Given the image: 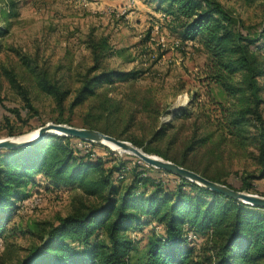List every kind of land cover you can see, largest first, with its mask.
<instances>
[{
    "label": "trees",
    "instance_id": "1",
    "mask_svg": "<svg viewBox=\"0 0 264 264\" xmlns=\"http://www.w3.org/2000/svg\"><path fill=\"white\" fill-rule=\"evenodd\" d=\"M155 1L164 14L178 21L181 40L194 39L204 49L208 59L205 75L221 88L224 101L213 100L217 114L207 117L218 132L206 124L201 132L195 125L178 156L151 146L141 149L232 187L219 173L208 170L209 159L199 166L191 157L199 149L209 158L221 157L226 139L237 149L249 146L255 169L240 171L238 189L251 190V180L264 176V117L260 106L264 84L259 81L264 77V0L261 23L255 30H249L219 0ZM6 31L7 27L0 25V36ZM84 43L90 63L80 73L79 85L68 103L70 110L73 104L95 96L103 83L132 81L139 75L137 68L104 65L113 51L121 53L120 48L112 49L106 35L89 33ZM36 82L62 105L67 89H61L45 74L38 75ZM25 104L30 107L28 99ZM93 105L97 109L84 113L82 125L119 138L120 134L101 120L103 111L118 110L117 100L105 97ZM5 108L19 116L18 108ZM170 113L171 117L192 115L182 107ZM3 120L8 122V117L4 115ZM56 120L67 122L68 117ZM213 134L217 136L215 142ZM77 140L53 133L29 144L0 147V228L18 208V201L29 194L28 184L35 187L42 181L45 187L76 191L69 211L42 225L35 244L14 261L0 264H264V206L243 202L181 175H175L176 182L168 186L146 171L153 166L138 162L128 165L121 156L105 159L77 145ZM125 171L128 180L121 182ZM85 197L91 199L86 201ZM147 223L150 230L139 246L141 238L135 231ZM197 237L201 240L195 245Z\"/></svg>",
    "mask_w": 264,
    "mask_h": 264
},
{
    "label": "rangeland",
    "instance_id": "2",
    "mask_svg": "<svg viewBox=\"0 0 264 264\" xmlns=\"http://www.w3.org/2000/svg\"><path fill=\"white\" fill-rule=\"evenodd\" d=\"M219 1L241 18L249 30L259 27L261 0ZM156 6L155 0H0V25L7 27L6 33L0 36V137L31 134L47 121L65 122L57 121L59 117H68L67 124L83 126L84 113L95 111L98 106L93 104L104 101L105 97L117 100L118 110L103 111L101 120H106L110 129L120 134L119 138L140 148L151 146L178 156L195 125H199L201 132L203 124L218 132L207 117L217 114L213 100L224 101V93L205 75L207 54L194 39L181 40L177 33L178 21L170 19ZM89 33L106 35L112 49L121 50L120 54L115 51L109 54L104 65L137 68L139 75L132 81L103 83L95 96L73 104L70 110L68 103L79 85L80 73L90 63V53L84 43ZM40 74L68 90L61 106L51 93L38 86L36 79ZM259 81L264 84V77ZM26 99L30 107L25 104ZM5 106L18 108L19 116ZM260 106L264 117V101ZM180 107L192 115L171 117L170 111ZM4 115L8 122L3 120ZM155 130L159 131L154 133ZM131 138L140 144H134ZM216 138L213 134L212 142ZM97 142L85 141L81 146L108 160L121 156L128 165L138 162L145 167L146 163L133 153ZM248 148L237 149L226 139L221 157L209 158L204 155V149H199L191 160L202 166L209 159L208 170L216 171L238 189L240 171L255 169ZM156 168L147 167L146 171L173 186L176 174ZM127 180L125 171L121 182ZM251 183L252 188L247 191L264 196V176L253 178ZM36 184L35 187L28 184L26 199L18 201V208L0 228L1 263H10L22 256L38 241L36 232L40 227L55 221L71 207L76 192L73 188L45 187L42 181ZM149 228L147 223L136 229L135 236L141 238L139 246ZM200 238L194 239L195 245Z\"/></svg>",
    "mask_w": 264,
    "mask_h": 264
},
{
    "label": "water",
    "instance_id": "3",
    "mask_svg": "<svg viewBox=\"0 0 264 264\" xmlns=\"http://www.w3.org/2000/svg\"><path fill=\"white\" fill-rule=\"evenodd\" d=\"M65 134L71 135L77 138L99 141L104 145H107L103 140H108L118 145L124 151H128L139 157L146 164L162 168L166 171L172 172L176 175H181L189 180H192L198 184H202L205 187L220 191L226 195L237 198L243 202L254 203L260 206H264V196L257 195L244 189H235L227 186L224 183L212 180L200 174L199 172L177 164L167 158H163L156 154H151L143 151L140 147L131 144L129 141L122 138L115 137L111 134L102 132L98 129L86 127V126H75L67 124L65 122H53L47 121L36 127L33 134L30 135H7L0 137V147L9 148L20 145L29 144L45 137L47 134ZM15 136V137H13ZM108 146V145H107Z\"/></svg>",
    "mask_w": 264,
    "mask_h": 264
},
{
    "label": "bare ground",
    "instance_id": "4",
    "mask_svg": "<svg viewBox=\"0 0 264 264\" xmlns=\"http://www.w3.org/2000/svg\"><path fill=\"white\" fill-rule=\"evenodd\" d=\"M33 133H34V132H33ZM33 133H31V134H33ZM24 135H30V134H24ZM20 136H22V135H20ZM103 142H104L105 144H107V145H108L109 147H111V148H115V149H117V150H123V149H121L120 146L114 144V143L111 142V141L103 140ZM123 151H124V150H123ZM126 151H127V150H126Z\"/></svg>",
    "mask_w": 264,
    "mask_h": 264
},
{
    "label": "built area",
    "instance_id": "5",
    "mask_svg": "<svg viewBox=\"0 0 264 264\" xmlns=\"http://www.w3.org/2000/svg\"><path fill=\"white\" fill-rule=\"evenodd\" d=\"M81 1H84V0H81ZM85 141H90V140H86V139H81V138H78V140L76 141V144L77 145H81L82 143H85ZM24 199H26V198H24ZM23 199V200H24Z\"/></svg>",
    "mask_w": 264,
    "mask_h": 264
}]
</instances>
